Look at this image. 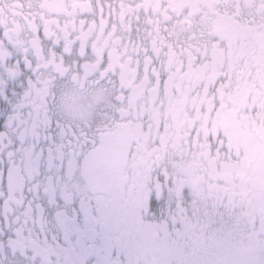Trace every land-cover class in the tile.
<instances>
[{
  "label": "snow or ice",
  "instance_id": "snow-or-ice-1",
  "mask_svg": "<svg viewBox=\"0 0 264 264\" xmlns=\"http://www.w3.org/2000/svg\"><path fill=\"white\" fill-rule=\"evenodd\" d=\"M0 264H264V0H0Z\"/></svg>",
  "mask_w": 264,
  "mask_h": 264
}]
</instances>
